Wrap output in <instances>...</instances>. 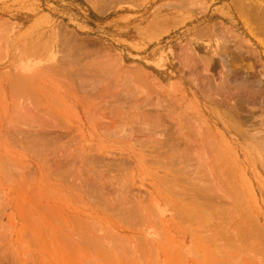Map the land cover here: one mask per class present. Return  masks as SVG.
<instances>
[{
  "label": "rangeland",
  "instance_id": "1",
  "mask_svg": "<svg viewBox=\"0 0 264 264\" xmlns=\"http://www.w3.org/2000/svg\"><path fill=\"white\" fill-rule=\"evenodd\" d=\"M0 264H264V0H0Z\"/></svg>",
  "mask_w": 264,
  "mask_h": 264
},
{
  "label": "bare ground",
  "instance_id": "2",
  "mask_svg": "<svg viewBox=\"0 0 264 264\" xmlns=\"http://www.w3.org/2000/svg\"><path fill=\"white\" fill-rule=\"evenodd\" d=\"M197 53L199 54L201 60L205 64L206 68H208L207 70L212 71L214 73V75L220 76L221 63H220V57L218 56V52L214 48L205 45V46H201L200 48H198ZM103 88H106V87H103ZM216 178H217V176H216Z\"/></svg>",
  "mask_w": 264,
  "mask_h": 264
}]
</instances>
